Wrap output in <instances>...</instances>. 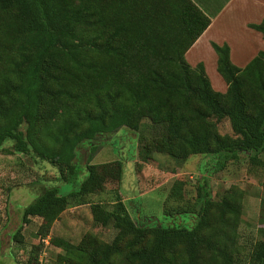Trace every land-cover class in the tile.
<instances>
[{
    "label": "trees",
    "instance_id": "obj_1",
    "mask_svg": "<svg viewBox=\"0 0 264 264\" xmlns=\"http://www.w3.org/2000/svg\"><path fill=\"white\" fill-rule=\"evenodd\" d=\"M197 9L190 0H0V150L10 140L13 151L55 167L60 182L77 181L66 193L55 183L42 186L22 207L21 221L37 216L48 227L67 207L87 203L92 222L114 230L109 241L90 233L75 244L58 238L62 259L50 264H241L240 201L233 190L213 199L206 178L196 184L197 208H163L167 226L137 223L120 199L109 206L83 199L107 179H115L118 193L122 171L119 159L89 163L93 139L121 127L135 131L143 118L163 126L137 151L144 162L153 153L177 161L201 154L221 168L239 152L253 159L264 150V51L238 67L225 42L210 41L226 85L213 89L202 63L183 57L209 23L199 14L200 25L186 37ZM191 10L183 24L181 14ZM247 26L264 40V18ZM222 119L231 134L219 133ZM83 144L85 175L77 180L73 159ZM181 186L175 180L167 198L181 200ZM182 215L193 217L191 226L179 222ZM261 223L264 234V213ZM12 238L20 239L18 231ZM245 264H264V235Z\"/></svg>",
    "mask_w": 264,
    "mask_h": 264
},
{
    "label": "rangeland",
    "instance_id": "obj_2",
    "mask_svg": "<svg viewBox=\"0 0 264 264\" xmlns=\"http://www.w3.org/2000/svg\"><path fill=\"white\" fill-rule=\"evenodd\" d=\"M197 9L192 24L183 28L190 37L200 25L201 16L218 9L225 0H190ZM245 9L237 18L233 17V27L239 26L240 20L256 21L259 12L264 13V0H246ZM207 9V14L202 10ZM139 12V7L135 9ZM191 10L181 14L183 24L188 22ZM262 18V15H261ZM258 21V20H257ZM180 24V23H179ZM189 24V22H188ZM255 42L252 50H264V40ZM206 74L215 90H222V79L215 70V63L205 60ZM161 125L140 120L137 130L121 127L112 133L97 135L93 143L97 150L89 163H103L119 159L122 171L118 193L115 179H107L100 191L83 196L86 202H101L109 206L117 199L122 200L134 221L137 223L162 224L167 226L171 220L163 214V208L188 204L198 207L195 199L196 184L206 178L213 199L220 198L228 190H233L240 201V220L237 226V258L245 264L248 252L257 239L263 237L261 215L264 213V150L251 159L247 152H239L235 159L226 160L221 168L215 165V158L209 155H189L180 161L173 160L166 154L153 153L152 159L141 160L137 155L145 138L150 134L162 135ZM219 133L231 134L225 119L217 123ZM12 142L6 140L0 150V264H50L62 259V250L56 246L58 238L72 244L81 236L90 233L99 240L109 241L114 234L110 225L99 226L92 222L89 206L82 203L67 207L48 227L40 217L31 216L24 223L21 221V209L29 203L42 186L59 185L60 193H66L75 187L74 183L60 182L55 167L40 160L32 153H19L12 150ZM87 146L79 145L73 159L80 168L77 180H81L85 171L83 165L87 157ZM8 152V153H7ZM175 180H181V200L171 201L167 198L170 186ZM178 221V220H175ZM174 221V222H175ZM184 226H191L193 217L182 215ZM18 231L20 239H13ZM44 239L46 240L44 242ZM61 255V256H60Z\"/></svg>",
    "mask_w": 264,
    "mask_h": 264
},
{
    "label": "crops",
    "instance_id": "obj_3",
    "mask_svg": "<svg viewBox=\"0 0 264 264\" xmlns=\"http://www.w3.org/2000/svg\"><path fill=\"white\" fill-rule=\"evenodd\" d=\"M246 2V0H225L218 9L208 13L210 14L208 15L209 23L183 54L184 59L189 65L193 66L197 62H201L206 74L205 60H209L212 63L214 60L215 63L216 58L210 41L217 44L225 42L229 48L230 61L238 67L243 66L258 51L256 49L251 50L255 42L261 43V40H259L261 39L260 33L249 28L247 23L258 22L261 19V15L264 18L263 12L262 14L261 11L259 12L258 21H246V19L242 20L241 18L239 26H232V18H237L240 11L245 9ZM202 11L207 14L206 8ZM222 83L223 89L217 91L223 92L225 90L226 85L224 82Z\"/></svg>",
    "mask_w": 264,
    "mask_h": 264
},
{
    "label": "built area",
    "instance_id": "obj_4",
    "mask_svg": "<svg viewBox=\"0 0 264 264\" xmlns=\"http://www.w3.org/2000/svg\"><path fill=\"white\" fill-rule=\"evenodd\" d=\"M46 240L44 239V242H45Z\"/></svg>",
    "mask_w": 264,
    "mask_h": 264
}]
</instances>
